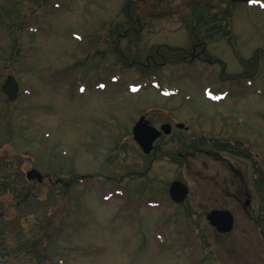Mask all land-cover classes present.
<instances>
[{
    "label": "rangeland",
    "instance_id": "obj_1",
    "mask_svg": "<svg viewBox=\"0 0 264 264\" xmlns=\"http://www.w3.org/2000/svg\"><path fill=\"white\" fill-rule=\"evenodd\" d=\"M199 1L205 26L189 0H0V86L19 84L14 101L0 89V175L36 196L0 195V264H264V0ZM140 115L172 125L154 155L132 138ZM187 138L207 141L178 160Z\"/></svg>",
    "mask_w": 264,
    "mask_h": 264
},
{
    "label": "water",
    "instance_id": "obj_2",
    "mask_svg": "<svg viewBox=\"0 0 264 264\" xmlns=\"http://www.w3.org/2000/svg\"><path fill=\"white\" fill-rule=\"evenodd\" d=\"M233 1H248V0H233ZM1 91L7 96L10 101H13L17 97L18 83L14 76L8 75L6 80L1 86ZM163 93H168L166 89L162 90ZM177 126L184 127L183 123H177ZM171 126L169 123H164L157 129L150 124L149 120L144 115L140 116L137 122L132 127V134L134 140L139 144L145 153H149L153 148V142L164 133H169ZM28 178H36L42 180V174L35 168L29 170L26 173ZM188 192L187 186L180 181H172L169 186V194L175 201H182ZM249 200L245 201L248 204ZM207 219L211 225L215 226L220 232H227L232 229L233 215L227 209H213L207 214Z\"/></svg>",
    "mask_w": 264,
    "mask_h": 264
},
{
    "label": "trees",
    "instance_id": "obj_3",
    "mask_svg": "<svg viewBox=\"0 0 264 264\" xmlns=\"http://www.w3.org/2000/svg\"><path fill=\"white\" fill-rule=\"evenodd\" d=\"M190 2H192V6H197L195 5L196 3H200V1L198 2V0H189ZM201 5V3H200ZM210 9V6H209ZM194 11L199 12V16H195V22L193 25L198 24L199 22L202 24V26L208 25L209 22L211 21V16L206 17L207 13H208V8L206 9H196ZM193 27V26H191ZM207 31H213L212 28H210ZM221 30L219 29L217 34H220ZM204 142V141H202ZM201 143H192L190 146L186 147V153H191L194 154L195 152L198 151L199 147ZM192 149V150H191ZM236 153H241L239 151H235ZM6 166L5 169H9L11 167V161L9 160L7 163L5 162ZM17 170V169H15ZM65 188L62 187L60 192H64ZM8 191H10L11 193L14 194V196L17 199V207L20 206V204L23 203H27L31 198H35L36 196L34 195V189H32V187L29 186H25L23 181H22V174L19 173L18 171H7V172H3L0 175V195L3 193H7ZM17 195V196H16Z\"/></svg>",
    "mask_w": 264,
    "mask_h": 264
},
{
    "label": "flooded vegetation",
    "instance_id": "obj_4",
    "mask_svg": "<svg viewBox=\"0 0 264 264\" xmlns=\"http://www.w3.org/2000/svg\"><path fill=\"white\" fill-rule=\"evenodd\" d=\"M184 57H183V59H185V56H189V57H191V58H199V54L195 51V50H193L192 52H190L189 54L188 53H186L185 55H183ZM163 123V122H162ZM162 123H159V124H157L156 125V127H159ZM159 138H161V137H159ZM158 140V139H157ZM157 148V147H156ZM153 155H154V153H152ZM107 155H109V156H117V154H114V153H107L106 154V156ZM144 155H148V154H144Z\"/></svg>",
    "mask_w": 264,
    "mask_h": 264
}]
</instances>
